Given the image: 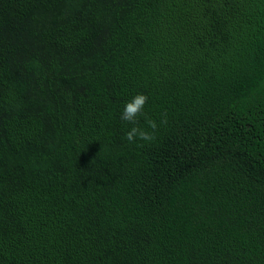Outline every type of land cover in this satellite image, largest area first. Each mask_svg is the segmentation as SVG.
Masks as SVG:
<instances>
[{"label":"trees","instance_id":"1","mask_svg":"<svg viewBox=\"0 0 264 264\" xmlns=\"http://www.w3.org/2000/svg\"><path fill=\"white\" fill-rule=\"evenodd\" d=\"M0 264H264V0H0Z\"/></svg>","mask_w":264,"mask_h":264},{"label":"clouds","instance_id":"2","mask_svg":"<svg viewBox=\"0 0 264 264\" xmlns=\"http://www.w3.org/2000/svg\"><path fill=\"white\" fill-rule=\"evenodd\" d=\"M148 99L149 97L146 94H137L130 102L126 103L121 113V120L133 125L125 135V139L130 143H134L137 139L145 142H152L157 138L156 130L159 125L155 120L148 118L144 113V106L148 102ZM141 116L145 119V123L148 126L147 129L139 126V118ZM166 123L167 116L165 114L164 118L161 119L160 124Z\"/></svg>","mask_w":264,"mask_h":264}]
</instances>
